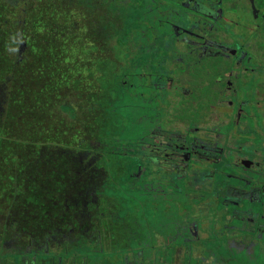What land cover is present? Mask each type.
Returning <instances> with one entry per match:
<instances>
[{
    "label": "flooded vegetation",
    "instance_id": "obj_1",
    "mask_svg": "<svg viewBox=\"0 0 264 264\" xmlns=\"http://www.w3.org/2000/svg\"><path fill=\"white\" fill-rule=\"evenodd\" d=\"M116 7L125 30L117 32L119 93H135L153 114L136 121L151 124L117 149L137 162L117 171V197L101 198L104 184L83 180L66 190L81 196L66 198L90 202L102 229L117 208V252L134 254L120 253L118 264H264V0ZM157 24L163 32L147 31ZM131 74L145 76L138 95L128 90ZM42 231L47 240L34 251L26 244L20 264L30 255L32 264L63 263L56 228Z\"/></svg>",
    "mask_w": 264,
    "mask_h": 264
},
{
    "label": "rangeland",
    "instance_id": "obj_2",
    "mask_svg": "<svg viewBox=\"0 0 264 264\" xmlns=\"http://www.w3.org/2000/svg\"><path fill=\"white\" fill-rule=\"evenodd\" d=\"M30 1L14 0L13 3L17 8L13 10H23L24 12L27 10L24 17L32 16L34 20L36 13L39 12L44 18L47 17L48 6L35 5L32 12L28 10L31 4H39L43 0ZM113 3L117 4V0H114ZM62 5H64L62 0H55L49 6L51 13H53V21L50 20V22L66 27L70 22L67 20L66 10L62 8ZM126 7L123 6V9ZM98 9L100 10L99 7ZM114 9L116 13L111 15L117 16V7ZM80 10L86 11L88 9ZM2 11L3 8H1ZM16 15H19V18L22 17V14L16 11L6 13L9 21L10 19L17 21ZM0 17L3 18V15L0 14ZM113 24L117 25V23ZM10 25L15 29L16 26L13 24H6L7 27ZM158 28L159 24L154 25L152 30L147 28V31L149 33L156 31L157 34L163 32V29L158 30ZM79 30L81 29H77V31ZM44 31L46 30L44 29ZM81 31L85 34L88 32L86 29ZM124 31L121 30V32ZM132 31H139V29ZM8 32L6 31V33ZM117 32L119 37L124 38L120 30ZM73 36H76L75 33L72 34L69 31L64 34L61 33L59 36L46 40L47 43H50L49 45L45 44L44 35L38 37L34 34L30 36L29 40L34 37L35 47L40 52H35L31 61L16 72L5 119L0 124V251L3 255V263L13 264V258L8 256L11 252V254H17L16 262L20 264L21 254L16 250H27L26 244L32 251L42 246L38 243L47 240L42 231L43 228H51L52 230L56 228L54 234L56 239L62 243L57 245V249L63 255L62 264L67 262L72 264H118L119 261H122L120 253L129 259H132L134 255L121 249L117 252V229L114 231L113 223L117 221V208L111 207L114 213L109 214L106 229L97 227V221L100 224L104 222L105 218H102L97 212L93 216L90 214V210L94 211L90 202L84 206L81 205V200L78 201L79 204H72L66 198L72 196L76 201L75 198L81 196L80 194L77 195V191L70 193L66 191L63 180L72 179V174L69 173V165L64 163L66 160L56 158L51 164L41 168V165L37 163L41 156L42 146L48 145L47 143L43 144V141H52L49 142L51 146L46 151H52L53 155L56 145L74 151L79 145V139L88 138L87 146L93 144L99 146L97 142L101 141L103 158L96 159L97 164L95 165H103L105 158L113 164L112 169L120 171L132 166L128 168L132 172L137 162L132 160L133 158L129 155H119L116 164L111 148L117 144L118 149L121 141L138 140L139 136L143 135L151 124L147 120L149 123L147 126L143 122L136 121V118L143 113H146L147 116L153 114L150 110L141 107L139 99H135L132 95L135 93L120 95L119 90L122 87H120L119 81H117V108L113 106L106 109V113H103L104 108L100 104L94 106L92 102L93 108H90L92 115H89L88 109H86L85 115L80 111L78 117L72 116L71 105L73 102L75 104L80 101H84L86 104L89 102V97L82 95L87 93L86 90L73 94V86L67 84L69 77L74 76L75 64L78 63L77 66H80L81 73L82 70L87 72L90 68L92 71L108 74L109 68L112 67L107 61L103 63L79 62L74 55L70 57L71 37ZM40 39L42 42L39 43ZM25 45L26 42L23 39L18 48V53H23ZM91 54L96 59L98 58L96 51H92ZM38 65L49 72L45 75L37 72ZM50 73L51 75L48 76ZM135 73H139V69ZM130 76L127 79L128 90H133L138 95L142 91V87H148L143 82L145 76L143 78H139L135 74ZM81 85L82 81L78 83V88ZM86 85L89 86L87 80ZM99 98L104 101L105 106V99ZM97 99L98 97L95 98V100ZM99 114L106 117L105 120H102L103 117ZM115 116H117V120L113 127L112 119ZM87 148L91 149L92 147ZM105 149L109 152H106ZM126 149L129 150V148ZM90 160V157H86L82 161L86 165H90ZM108 169L110 168L108 167ZM113 185L117 188V181L113 182ZM108 193L117 197V189L113 192L105 189V187L102 193L98 195L103 198ZM119 194L124 193L119 192ZM105 204L111 206L106 202ZM28 224L35 225V228H28ZM70 234L71 236H69ZM77 237L81 239L75 240ZM67 238L72 241L68 242ZM73 249H78L79 253L75 254ZM83 249L85 250L83 251ZM30 253L28 252L27 255ZM32 258L31 255L27 256V263L25 264H32Z\"/></svg>",
    "mask_w": 264,
    "mask_h": 264
},
{
    "label": "trees",
    "instance_id": "obj_3",
    "mask_svg": "<svg viewBox=\"0 0 264 264\" xmlns=\"http://www.w3.org/2000/svg\"><path fill=\"white\" fill-rule=\"evenodd\" d=\"M33 1L35 0H31L30 2ZM62 1L64 2L62 8L66 10V15L68 16L67 20L70 22V24H68V26L66 27L55 25L50 22V20L53 21V13H51L49 6L54 3L55 0H43L42 2H39V4H31L30 8L28 9L32 12L35 5L41 6L42 4L43 6H48V13L46 15L47 17L44 18V16L39 12L36 13V19L34 20V17L32 16L28 18L24 17L27 10L25 12L23 10H15L16 12L22 14V17L20 18L19 15H16L17 21H15V19H10L9 21L6 16L7 12H15L13 9L17 7L15 3H13L14 0H0V14L3 15V18L0 17V32L2 31V33L0 34V124L5 119V114L9 105L16 72H18L19 69L23 68L25 64L31 61L35 52H40V50L35 47L33 41L34 37L29 40V37L34 34L38 35V37L44 35L45 44L49 45L50 43H47L46 40H50L55 36H59L61 33L64 34L68 31L72 34L75 33L76 36L71 37L72 47L69 54L70 57L74 55L77 58L76 60H78L79 62L92 61L103 63L107 61L108 63L110 62V65L112 66L109 68L108 74L102 73L101 71H92L90 68L87 70V72L86 70H82L81 73L80 66H77L78 63L75 64L76 69L74 72V76L69 77V82L67 84L73 86V94H77V92L80 93L86 90L87 93L82 95H87L89 97V102L88 104H86L84 101H80L79 103L76 102V104L75 102H73V104L71 105L73 117H78L77 115H79L80 111L85 115L86 109H88L89 115H92V113L90 112V108H93V106H91L92 102L94 106L96 104H100L104 108L103 113H106V109H110L113 106L114 108H117V25L113 24L117 23V16L111 15L112 13H116V10L114 8L117 6V4L113 3L114 0ZM98 7L100 8V10L98 9ZM1 8H3L2 12ZM80 9L88 10L83 11ZM9 23L16 26L15 29L11 27L12 25L7 27L6 24ZM44 29L46 31H44ZM77 29H86L88 30V32H86L85 34V32L81 30L77 31ZM41 30L42 33H40ZM6 31L9 32L6 33ZM23 39L26 42L25 50L23 51V53H18V48L21 46ZM40 42H42L41 39L39 43ZM113 42L115 43L113 44ZM92 51L97 52V59L92 56ZM64 61H66V58H64ZM37 68V72L42 73L43 75L49 72L47 69L44 70L40 65H38ZM50 75L51 73L48 76ZM86 80L88 81L89 86L86 85ZM80 81H82V85L78 88V83ZM96 97H98L97 100H95ZM99 97L105 99V106L104 101L100 100ZM107 114L109 113L107 112ZM99 116L103 117L102 120H105L106 118L102 114H99ZM108 117L110 118V115H108ZM116 120L117 116L112 119L113 127ZM87 140L88 138L79 139V145L78 147L76 146L74 151L72 149L56 145L53 155L52 151H46V149L51 146V144H49L51 140L43 141V144L47 143L48 145L42 146V149L40 150L41 156L37 163L41 165V168L43 166L51 164L56 158L66 160L64 163L69 165V173L72 174L71 180H63L66 189H68L69 185H72V182L74 187L83 180H85V182L93 180L95 182H102L105 189L115 192L117 188L116 186L114 187L113 182L117 181V169H112L111 166H113V164L111 162H108L105 158L103 165H95L97 164L96 159L103 158L101 153V141L97 142L99 146L95 144H90L91 146H87ZM125 142L128 143L129 140H125ZM87 147L92 148L88 149ZM111 151H113V157L115 158L117 164V144L113 148H111ZM106 152L109 151L106 150ZM58 155H64L66 157ZM86 157L91 158L89 164L90 166H94L93 169H87L84 167L86 166V164L82 160ZM108 167L110 169H108ZM76 171H79L80 174H78ZM86 175H89L90 177H87ZM75 189L76 187L74 188V191H76ZM106 195L108 197L116 196L111 195L110 193ZM91 213L92 215L96 214L95 210H92ZM27 227L34 229L35 225L28 224ZM77 239L81 238H75V240ZM84 250L85 249H83V251ZM16 251L19 253V250ZM73 252L76 254L79 253V250L73 249ZM9 257H12L16 262L17 254H11L10 252ZM81 261H83V259H81Z\"/></svg>",
    "mask_w": 264,
    "mask_h": 264
}]
</instances>
